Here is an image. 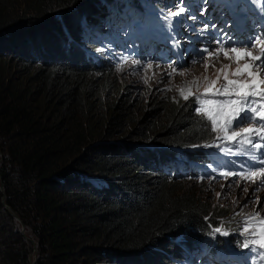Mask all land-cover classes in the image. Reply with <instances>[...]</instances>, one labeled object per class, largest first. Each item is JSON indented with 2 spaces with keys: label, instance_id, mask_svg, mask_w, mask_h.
Masks as SVG:
<instances>
[{
  "label": "trees",
  "instance_id": "obj_1",
  "mask_svg": "<svg viewBox=\"0 0 264 264\" xmlns=\"http://www.w3.org/2000/svg\"><path fill=\"white\" fill-rule=\"evenodd\" d=\"M171 1L148 0L152 16ZM145 5L0 0V264H189L245 250L239 235L213 232L240 233V221L186 180L228 162L202 146L215 133L194 111L198 87L154 102L136 138L151 142L107 141L133 126L134 97L125 86L103 107L116 66L95 32Z\"/></svg>",
  "mask_w": 264,
  "mask_h": 264
},
{
  "label": "rangeland",
  "instance_id": "obj_2",
  "mask_svg": "<svg viewBox=\"0 0 264 264\" xmlns=\"http://www.w3.org/2000/svg\"><path fill=\"white\" fill-rule=\"evenodd\" d=\"M189 4V8L184 12L181 13L180 16L172 17L176 19L175 22L176 26L180 27V32L178 34L177 40H175V43L173 41L172 45L176 48V44L181 46L180 49H176L175 52L178 60L183 63L185 58L189 56V52L185 53V49L193 48V54L189 56V59L186 61L184 66H175L170 63H161L159 59H157L156 51L153 50L152 54L154 56L151 57V59H154L155 62L151 63L149 61H146L145 58L150 56L151 49L149 46L145 48V52L143 53L140 49L137 54H134L133 57H125L121 56L118 61H113L116 67H114V70L112 72L113 75V88L107 95H102V98L105 99L106 105L103 103V107L110 108L112 103L115 101V99L119 95H123L125 93V86L131 87V92L133 94L134 100L132 102L133 106L131 109L132 114V120L129 121V123L133 124V126H128L127 124L124 126V128L120 131L122 134H117L114 136H110V140L107 141H123L125 133L128 134L129 132H135V136L129 139L126 143L131 144L133 142H151L150 140H138L136 138H139V135L141 133V126H140V120L144 115H146L150 109L152 108V105L157 99H160L167 93H174L178 89V85H180L182 82L188 83L191 87L196 86L199 88L198 92H194V97L198 95H205V96H212L215 89L220 88L222 85L226 83L224 80V75L228 74L229 79H236L234 75H231V73H234L236 70V63L225 59L223 54L221 53L219 56V59H216L214 57H208L207 53H205L203 50L205 48L208 49V52H212L213 49L218 48L216 46V42L212 36L211 33V27L208 25L209 23L216 22L217 18L215 14H212V17H207L206 14H210V11L217 12L215 6H212L209 0H185ZM241 0H235L233 3V7H237L238 3ZM244 1V10L238 14L237 19L239 22V25L242 26L244 21L246 20V17L249 13V10L251 9V6L248 5L246 0ZM154 0L152 1V3ZM178 0H173L172 4L168 7V11L164 15L167 16V13L169 10L175 11V5L177 4ZM147 5L148 0H146ZM192 10L195 14V19H190L189 11ZM184 17V22H181V18ZM205 18V19H204ZM212 19V20H211ZM183 20V19H182ZM196 21L197 27H195L194 30H189V26L192 22ZM208 21V22H207ZM187 26H186V25ZM207 25L210 28H207ZM206 26V27H205ZM129 23L127 24V32H130L128 29ZM99 30H101V33H110L107 30V27H103L101 25L99 27ZM112 36H117L120 34L122 38H124L125 33L124 31H114L113 33H110ZM188 36H191L189 38L188 43L192 42V46L186 45L187 43H184L186 38ZM193 39V41L191 40ZM128 43H125V45ZM184 47V48H183ZM130 50V44L126 47V50ZM166 51L164 55L169 57L170 55V49L169 48H161V53L163 51ZM122 54L124 55V51H122ZM258 54V52H254V55ZM116 55L119 56V52L116 51ZM231 55V53H230ZM207 58L209 67L207 70H205V67L203 66L204 59ZM133 60H140V65L133 64ZM151 64V68H147L148 64ZM241 67L243 68V65L245 63V59L241 58L239 61ZM231 64L230 69H225L224 72H218L217 70L222 67V65H228ZM214 65V67L212 66ZM175 70V71H173ZM171 73V75H169ZM180 73H183L182 75ZM219 76V79L217 77ZM207 77V80L205 79ZM145 79L147 82H145ZM211 81H215L214 84H210ZM171 89V90H169ZM196 91V90H195ZM217 99H223V97H217ZM199 105L196 104V108H198ZM206 111L212 112L213 115H215L214 105H206L205 106ZM105 128V126H104ZM119 132V133H120ZM216 143H220L217 141ZM132 145V144H131ZM235 146V145H232ZM131 147V146H130ZM212 149L221 151L220 148L217 149V147H212ZM241 150L237 148V150L233 151L234 157H242L243 154H235L237 152H240ZM223 152V151H222ZM224 153V152H223ZM230 160L229 154L224 153ZM248 157V156H247ZM246 167L244 170H246ZM221 172V170H218L217 173ZM212 177H215V179H212ZM186 180L193 181V187L197 188L200 193H202L205 197L213 201V203L217 204L218 206L226 209L227 211H230L229 219L231 225L234 224V219L237 218L235 221H240L239 224H241V221L243 219V215H237V213H240L241 211L243 214H247L250 212L259 211L261 216H264V189H261L259 192H255V189L258 187V183H252V182H246L243 180H239V177L237 176H229L227 178H221L220 175H215V172L211 176H208V178L204 179H198L195 180L193 178L188 177ZM188 181V182H190ZM237 181H239V186L237 187ZM247 188V192H243L244 188ZM200 188V189H199ZM217 193L220 194V196H217ZM257 196L259 197V205H256L252 203L251 201H254ZM235 201V202H234ZM224 223V221H220ZM223 226H226V224H223ZM228 227V226H226ZM235 229L233 226H230V228H224L225 230L229 231L230 235H223L224 238H233L234 235H239L243 241L245 238L240 235V233H234L232 229ZM252 250H249V253H251ZM248 256V255H246ZM245 256V257H246ZM244 261V260H243ZM199 263H205L202 262V260L199 259Z\"/></svg>",
  "mask_w": 264,
  "mask_h": 264
},
{
  "label": "snow or ice",
  "instance_id": "obj_3",
  "mask_svg": "<svg viewBox=\"0 0 264 264\" xmlns=\"http://www.w3.org/2000/svg\"><path fill=\"white\" fill-rule=\"evenodd\" d=\"M175 8V11L169 10L168 18L180 16L187 10L184 6V0H178ZM190 18L194 19L195 17ZM216 43L219 47L213 49L212 52H208L207 48L203 51L207 53L208 57L216 59H219L222 53L225 59L236 63V70L231 73L236 79H229V75L225 74L226 83L215 89L212 96L201 94L195 97L194 103L199 107L195 108L194 111L204 116L208 131L215 133L213 142L202 146L206 148L217 147L226 154H233L232 145H235L241 150L235 154L246 155L259 164V168L251 166L240 172L222 171L218 173L225 178L237 176L239 180L246 182H259L255 189V192H259L264 189V152L261 151L264 149V35H254L250 40L240 43L239 46L229 44L226 48L222 38H218ZM254 52H258V54L254 55ZM241 58L245 59L243 68L239 63ZM132 63L140 65L141 61L133 60ZM203 66L205 70L209 67L207 58L204 59ZM212 66L214 67V65ZM151 67L152 65L149 63L147 68ZM230 68L231 64L222 65L217 71L224 72L225 69ZM205 79L207 80V77ZM145 82H147L146 79ZM214 83L215 81L210 82V84ZM180 95L185 100L188 99L183 90H181ZM217 97H223V99H217ZM206 105L215 106V115L206 111ZM216 141L220 143H216ZM236 186H239V181H237ZM247 191L248 189L245 187L243 192ZM217 196L219 197L220 194L217 193ZM251 202L259 205V197L257 196ZM237 215H243L240 235L244 236L245 239L241 246L258 252L260 260L264 262V216L255 210L247 214H243L241 211ZM213 232L225 236L231 234L222 226L216 227Z\"/></svg>",
  "mask_w": 264,
  "mask_h": 264
},
{
  "label": "water",
  "instance_id": "obj_4",
  "mask_svg": "<svg viewBox=\"0 0 264 264\" xmlns=\"http://www.w3.org/2000/svg\"><path fill=\"white\" fill-rule=\"evenodd\" d=\"M6 208L9 209L7 206H6ZM14 216L17 218V220L21 221L17 215L14 214ZM22 227H23V230H24L25 226L23 224H22ZM33 264H35V263H33Z\"/></svg>",
  "mask_w": 264,
  "mask_h": 264
},
{
  "label": "bare ground",
  "instance_id": "obj_5",
  "mask_svg": "<svg viewBox=\"0 0 264 264\" xmlns=\"http://www.w3.org/2000/svg\"><path fill=\"white\" fill-rule=\"evenodd\" d=\"M125 22V21H124ZM121 28H123V26H121Z\"/></svg>",
  "mask_w": 264,
  "mask_h": 264
}]
</instances>
